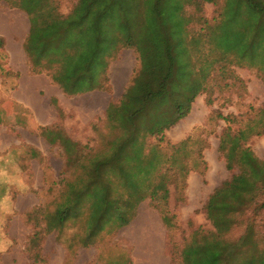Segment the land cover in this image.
Listing matches in <instances>:
<instances>
[{"label": "rangeland", "instance_id": "374dc122", "mask_svg": "<svg viewBox=\"0 0 264 264\" xmlns=\"http://www.w3.org/2000/svg\"><path fill=\"white\" fill-rule=\"evenodd\" d=\"M74 1L57 0L59 11L68 15ZM224 4L225 0H191L186 6L190 37L210 34V27L222 18ZM5 13L8 18L22 15L25 43L30 30L28 15L0 0L2 23ZM194 47V61L204 54L215 63L208 91L197 97L186 118L163 135L146 140L147 152L154 147L160 164L153 185L161 175L167 179V204L161 196L154 201L145 199L127 226L116 230L107 226L88 246L82 244L87 237L88 203L84 202L79 215L61 232H44L45 214L55 210L67 195L68 183L83 176L84 165L104 153L118 133L110 128L106 110L121 101L131 84L140 68L138 54L125 48L110 60L106 89L68 95L47 70L33 72L24 49L19 68L24 75L29 70L41 79L37 94L42 111L37 124L18 102L16 81L21 73L9 66V56L0 51V233L13 238L8 241L12 250L2 264H178L180 252L195 230L215 231L206 214L207 203L217 188L240 172L227 168L219 150L221 138L227 130L236 134L247 129L263 114L264 47L254 59L248 53L244 58L222 53L209 38L202 37ZM251 135L246 147L264 161V134ZM63 139L77 144L70 156ZM77 155L82 156L81 161ZM16 166L22 167L20 173ZM263 203L264 187L260 185L255 200L237 216L238 224L227 239L237 240L252 231L263 250Z\"/></svg>", "mask_w": 264, "mask_h": 264}, {"label": "trees", "instance_id": "16d2710c", "mask_svg": "<svg viewBox=\"0 0 264 264\" xmlns=\"http://www.w3.org/2000/svg\"><path fill=\"white\" fill-rule=\"evenodd\" d=\"M7 2L29 17L24 49L33 72L47 70L68 95L106 89L110 60L125 48L138 54L139 70L121 101L106 110L110 128L118 133L104 153L84 165L85 174L68 183L67 195L55 210L45 214L44 232H61L88 203L83 246L94 243L107 226H127L145 199L161 196L167 204V179L161 175L153 185L160 164L154 147L147 152L146 140L186 118L197 97L208 91L215 63L204 54L194 61V45L209 38L222 53L239 58L248 53L249 59L264 47V0H225L219 23L210 27V34L197 33V38L190 37L188 29L186 6L191 0H75L68 15L59 11L57 0ZM3 45L0 38V49ZM262 113L247 129L223 134L219 150L227 168L240 172L217 188L207 203L215 231L195 230L178 264H264V249H259L252 231L227 239L238 224L237 216L255 200L260 185L264 187V161L245 144L251 134H264ZM63 141L70 156L77 144ZM164 221L168 223L166 216Z\"/></svg>", "mask_w": 264, "mask_h": 264}, {"label": "crops", "instance_id": "0c3cea01", "mask_svg": "<svg viewBox=\"0 0 264 264\" xmlns=\"http://www.w3.org/2000/svg\"><path fill=\"white\" fill-rule=\"evenodd\" d=\"M4 16L7 17L6 13ZM0 38L4 40L3 48L0 51H3L9 56V66L13 70L15 69L16 72L21 73L20 78L16 81V87L18 88L16 92L19 95L18 102L37 123L42 111L40 109V99L37 94L40 89L41 79L39 75L29 74V70L24 75L18 65V61H22L23 54L25 53L23 47L24 26L22 15L19 17L11 15L10 18H5L3 23L0 19ZM7 159H10V155ZM16 167L15 170H18V173H20L22 167ZM11 239L13 238H9L6 233H0V264H2L1 260H3V257L8 255L12 250L8 242Z\"/></svg>", "mask_w": 264, "mask_h": 264}]
</instances>
